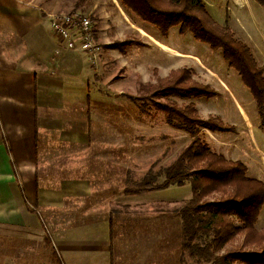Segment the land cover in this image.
<instances>
[{"label": "crops", "instance_id": "1", "mask_svg": "<svg viewBox=\"0 0 264 264\" xmlns=\"http://www.w3.org/2000/svg\"><path fill=\"white\" fill-rule=\"evenodd\" d=\"M52 12L35 0H0V264H51L56 251L58 264H121L120 215L129 209L135 223L153 191L127 193L125 162L112 163L110 142L89 140V108L103 103L93 95L95 68L52 31ZM221 86L236 117L215 112L234 129L214 132L213 144L264 181V124L256 129L254 114ZM150 210L151 247L159 211Z\"/></svg>", "mask_w": 264, "mask_h": 264}, {"label": "rangeland", "instance_id": "2", "mask_svg": "<svg viewBox=\"0 0 264 264\" xmlns=\"http://www.w3.org/2000/svg\"><path fill=\"white\" fill-rule=\"evenodd\" d=\"M35 1L53 11L51 14L75 9L94 20L96 41L103 50L95 65L90 62L95 68L93 77L96 84L92 89L95 99H101L103 103L94 101L89 108L93 131L88 137L90 141L111 143L109 153L112 163L118 164L120 159L126 164V187L134 185L133 182L140 180L150 169L152 173L161 172L192 140L186 131L166 122L165 114L156 108L160 107L156 103L176 109L193 105L204 119L216 116L215 112L234 118L236 112L232 110L229 96L221 86L223 79L254 114L256 129L264 124V113L259 111L252 92L240 74L228 65L222 51L196 40L190 32L182 34L178 25L164 35L158 26L134 18L131 10L119 0ZM202 1L214 19L230 27L237 38L251 47L259 65L264 67V7L256 0ZM172 70L175 73L170 77L174 75L175 78L169 82L167 79ZM180 75L187 80L185 84L207 87L216 91L217 95L190 98L163 96L162 90L167 84L183 85L176 80ZM217 89L221 91L219 95ZM190 115L194 117L193 113ZM199 134L215 151H220L211 138L217 135L214 131L201 128ZM235 136L232 133V137ZM122 172V169L119 171L117 166H112V176L122 179ZM191 196L190 183L155 190L144 199L147 202L152 198L153 201L136 210L140 214L136 215L135 223L129 220L135 215L126 209L127 214L120 215L119 219L122 227L115 231L116 234H124L113 246L114 254L122 255L121 264H211L193 260L186 250L184 258H180V250L177 251L176 245L165 238L179 226L174 212L176 214ZM212 198L214 196L208 199ZM120 201L124 202V199ZM150 207L153 213L159 211L158 220L155 223L154 219L152 225L153 239H156L157 231L159 243L151 247L145 245V238L152 236L147 222ZM257 227H264V207ZM241 243L242 236H238L226 249L260 250L264 245L261 242L260 246L241 247ZM51 264H58V260L54 259Z\"/></svg>", "mask_w": 264, "mask_h": 264}, {"label": "trees", "instance_id": "3", "mask_svg": "<svg viewBox=\"0 0 264 264\" xmlns=\"http://www.w3.org/2000/svg\"><path fill=\"white\" fill-rule=\"evenodd\" d=\"M119 1L131 10L134 18L158 26L164 35L178 25L182 34L190 32L196 40L221 50L228 65L240 74L252 92L261 114L264 113V67L259 65L246 42L237 38L230 27L212 17L202 0ZM256 1L264 7V0ZM173 73L174 70L168 76L169 82L175 78L174 75L170 77ZM182 76L176 80L183 85L167 84L162 90L163 96L190 98L217 95L216 91L207 87L185 84L187 80ZM155 105L160 106L156 108L165 114L168 124L183 129L192 140L161 172L152 173L150 169L125 191L140 194L190 183L191 198L176 214L174 212L179 226L165 237L176 245L177 251L180 250V258H184L186 250L190 258L197 262L264 264V245L260 250L226 249L238 236H242L241 247L260 246L264 242V227H257L264 207V181L250 176L243 161L215 151L199 134L201 128L216 132L231 131L234 127L217 116L202 118L193 105L180 109ZM209 196L214 198L208 199ZM54 257L58 260L56 253Z\"/></svg>", "mask_w": 264, "mask_h": 264}, {"label": "built area", "instance_id": "4", "mask_svg": "<svg viewBox=\"0 0 264 264\" xmlns=\"http://www.w3.org/2000/svg\"><path fill=\"white\" fill-rule=\"evenodd\" d=\"M52 31L70 49H78L88 55L95 65L102 47L96 41L94 21L90 15L77 10L49 14Z\"/></svg>", "mask_w": 264, "mask_h": 264}]
</instances>
